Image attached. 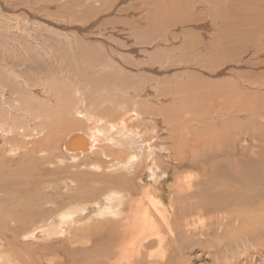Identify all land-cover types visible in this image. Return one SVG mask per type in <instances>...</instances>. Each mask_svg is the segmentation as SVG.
Here are the masks:
<instances>
[{
    "label": "bare ground",
    "instance_id": "bare-ground-1",
    "mask_svg": "<svg viewBox=\"0 0 264 264\" xmlns=\"http://www.w3.org/2000/svg\"><path fill=\"white\" fill-rule=\"evenodd\" d=\"M122 1L114 2V8L118 6L114 14L111 5L84 17L87 5L81 1L68 12L64 6L47 4L70 16L71 23L49 20L52 16L45 13L49 17L42 18L45 25L58 33L73 29L82 39H15L17 55L0 53V154L14 156L21 151L26 156L40 146L39 151H48L49 156L60 146L71 160L89 161L78 175L79 171L61 170L58 179L67 191L70 185L65 181L89 182L85 174L92 183L102 181L86 203L73 200L55 209L54 223L43 219L44 224L18 233L17 211L35 203L28 202L30 183L21 184L19 192L9 197L10 201L19 194L24 198L9 207L7 221L0 207V264H191L200 258L211 264H243L240 255L246 235L237 232L241 220L235 217L242 214L241 207L255 205V211L262 208L264 218V122H260L264 0H170L167 4L158 0L160 16L139 9L143 18L137 19H133L137 13L130 11L133 0L120 5ZM200 6L203 11L206 7L215 27L208 33L195 22L197 15H204L195 13ZM30 15L38 18L36 13ZM106 24H112L110 34ZM112 27H119L115 34ZM203 39L214 40V55L205 52ZM169 45L173 48L166 49ZM174 49L178 57L182 51L189 57L178 58ZM243 72L251 77L243 78ZM171 93L180 99V107L185 106L178 110H183L182 126H173L170 139H163L167 124L176 116L160 104V96ZM210 114L212 124L223 127V139L207 120ZM226 143L234 154L228 164L218 158ZM170 164L175 172H198L188 181L176 178L173 190L165 172ZM172 191L167 202L171 215L163 194ZM179 208L188 215L174 214ZM187 210L225 215L210 218L206 222L210 229L203 233L196 232L195 223L205 220ZM223 226L225 231L219 229ZM27 246L45 248L28 252Z\"/></svg>",
    "mask_w": 264,
    "mask_h": 264
},
{
    "label": "rangeland",
    "instance_id": "rangeland-1",
    "mask_svg": "<svg viewBox=\"0 0 264 264\" xmlns=\"http://www.w3.org/2000/svg\"><path fill=\"white\" fill-rule=\"evenodd\" d=\"M28 1L29 0H0V4L2 5L0 11L4 12V13L0 12V42H3V46H2V43L0 44V53H2L4 55H6V54L10 55V56L17 55L16 52L19 51L20 49L18 47H15L16 46V44H15L16 42H14L15 39H18V40L21 39V41H26L27 39H32V41H34V42L38 41V40L51 41V40H55V39H65L66 41L67 40L68 41H73V39H82V38L79 37L78 33L76 31H74L73 29L69 28L68 32L58 33V31H55L54 29H50L47 25H45V22L42 21V18H46L47 19L50 16H52L54 18L52 19V17H50L51 19L49 18V20H55L56 22H61V23H64V24L71 23V22H69V19H68L70 16H68V15H67L68 17L66 15L62 16L60 13L59 14L57 13V11L55 10V7L54 8L52 6L49 7L48 5H55V6L59 5L61 7L64 6L66 8V9H64V11L68 12L67 9H70L71 7H74L76 5V4L74 5V3L76 1H77L76 3H80V1H81V4L83 6L87 5L84 8L85 10L83 9V13H84L82 15L83 17L86 14L87 15L91 14L93 11H95L96 8L97 9H99V8L105 9V8H110L111 5H112V8L110 10L113 9V14L115 13L116 8H118V6L116 8H114V4H115L114 2L116 0H95V2H94V0H87V1L86 0H74V1L73 0H70V1L69 0H47V1L46 0H30L29 2ZM118 1H120V0H118ZM128 1L131 2V0H123L120 3V5H124L126 3L129 4ZM157 1L158 0H152V1L151 0H133L132 1L133 4L132 3H131L132 5L130 4V7L132 8L130 11H135L137 13L136 18L133 17V19H137L138 17H140V18L142 17L143 18L142 15L138 16V12L137 11L139 9L140 10H146L148 13H150L151 16H156L157 17V14H158V16H160V8H158L159 7L158 5L161 2L159 3V1H158V3H157ZM161 1H164L165 4L170 2V0H161ZM26 2L30 3V4H27ZM96 2L98 4H96ZM41 3H43V4L41 5ZM66 3L69 4V7H68V5L66 6ZM153 3H154V5L150 6ZM3 4H5V5H3ZM108 4H109V6H108ZM29 5H30V7H29ZM145 5H148V7L145 6ZM3 6L6 7V8L10 7L9 9H11V10H9V12L6 11V10L4 11ZM154 6H156V7H154ZM43 7H45V8L43 9ZM152 7H153V9H152ZM27 8H28L29 11L27 10ZM30 8H33V9L31 10ZM157 8H158L159 11L157 10ZM204 8H205L204 11H203V7L202 6L196 8V10L194 9L195 13L200 12V11H202L204 13V15H202V17H199L197 15V17L195 18V20H196L195 22H197V21L200 22L203 25L201 27H203L204 32L206 31L205 33H208L209 30H213L212 28H215V27L211 24V22L209 20V17L206 14V7H204ZM20 9H22V10H20ZM48 10H50V11L48 12ZM51 10H53V12L55 14H52ZM27 12H28V14H27ZM32 13H36L38 18L35 17V16L30 15ZM45 13L49 14L48 15L49 17L45 16L46 15ZM4 16H5V18H4ZM32 17H34L35 19L32 18ZM62 18H63V20H62ZM32 20H33V22H32ZM26 21H27V23H26ZM135 23H137V21ZM210 24L212 25V27L210 26ZM107 25H108V27H105V28L107 29V32H109V34H110L112 32L110 25H112V24H106V26ZM43 26H44V28H42ZM77 28L80 29V30H84L85 29V28H80V27H77ZM112 29H114L113 33L115 34V32L118 31L119 27L118 28L112 27ZM90 30H92V29H90ZM198 30H200V28H198ZM14 32L16 34H18V37L16 36L17 38H15L16 34L14 35ZM84 32H87V30L85 29ZM11 34H13V35H11ZM108 36H113V35H108ZM105 37H107V35H105ZM11 40H12V42H14L13 43L14 45L11 44L12 43ZM216 40H218V39H216ZM164 41L165 40H160L161 43H164ZM213 41H212V39H203L202 40V43L204 44L203 46H207L206 49H205V52L211 53V51L217 50L216 48L212 47ZM218 41L220 43L221 40L219 39ZM17 48H18V50H17ZM169 48L170 49L173 48V45H169L166 49H169ZM154 49H156V48H154ZM159 49H160V47H158L156 50H158V52L160 53ZM172 51L173 52L174 51L178 52V53L175 54L176 56L179 54V51L177 49H174ZM12 52H15V53H12ZM182 52L184 53L185 51H182ZM182 52H180V54ZM183 53L180 55V57H178L179 55L177 57L182 59L183 56H184ZM201 54H203V50H202ZM211 54L214 55L213 53H211ZM165 56H167V54H165V53L161 55L160 64L163 62V65H164V57ZM184 57H189V56L186 55ZM168 59L175 60V58H168ZM242 76H243V78H247V77H251V74L243 72ZM160 92H161V90H160ZM260 92H261L262 95H264V89H261ZM161 94L162 93H160V95ZM173 95H174V93L172 94V96H165V95L160 96L162 98V99L160 98V101H161L160 104L164 105V108H168L169 111H172V112L174 111L172 113L173 118L175 116H176V118L179 117L178 120L176 118L175 119L171 118V120L173 119V122H171L173 124H171V123L167 124L168 128H166V130L168 132H166L165 134L161 135V138L163 137V139H167V138L170 139V136H171L170 132L175 127H177L179 125L182 126V118L180 120V117H181L180 114H182L183 110H182V112L181 111L179 112L178 110H181L182 107H185V106H181L180 107V105H179L180 103L178 102L180 99L176 98L175 95H174V98H173ZM163 97L164 98L167 97V98L163 99ZM172 98L175 99L174 100L175 103L173 101H171ZM167 99H168V102H167ZM169 102L173 103L175 108L173 107L172 109H170L172 106H170ZM168 104H169V106H168ZM176 106H177V108H176ZM178 106L180 107V109H179ZM176 110H177V113H178L179 116H177V113H175ZM184 110L188 111V109H184ZM261 115H263V117L261 116L263 119H261L260 122L263 123L264 122V108H262V114ZM210 116H211V114H210ZM210 116L207 115V120H209L210 124H212L211 121L214 118L212 116H211L212 117L211 118ZM176 120H177V122H175ZM172 127H173V129H171ZM211 127H214V129L216 128L217 131H218V135L217 136L220 135V139H223V136H224L223 127H221V129H220L219 124L216 125V126L212 124ZM262 130H264V128ZM171 140H172V143H173L174 142L173 138H171ZM0 144H2V143H0ZM227 145H228L227 143L225 144V146L222 145V149L224 150L222 152L223 156L220 157V154H219L218 158L219 159L220 158L226 159L227 160V164H228L230 161H232V158H233L234 154L231 153V151H232L231 145L230 144H229L230 146L229 145L227 146ZM2 148H6L5 145ZM39 149H40V146H38L36 148V151L33 154H29V155H26V156H24L21 151L16 152V154L14 156L9 154L8 152L6 154H0V183L3 184V185H1L2 188L4 187L3 190L1 189V191H0V207L4 208V215L6 217V221L8 220L7 219V217L9 216L8 214L11 212L9 207L11 205L15 204L16 201H19L18 200L19 198H22L21 200H23V198H24L23 196L21 197V195L19 194L18 196L15 197L16 199L10 201L9 195L16 194L15 192H19L18 188L20 189L23 185H25V183H30V185H31V187L29 189V192H30L29 198H30V200H28V202H35L36 203V204L35 203L31 204L32 206L30 205L27 208V210H25V211H23L22 209L17 211V214L19 213L18 214L19 216H17V217H19V219L17 218L18 221L16 220L18 223L15 221V223H17V224L14 223L15 226H16L14 228H16L18 233L22 232V230L34 227L35 224L36 225L37 224H44L43 223L44 222L43 219L44 220L50 219L49 222L47 221V224L48 223H54L55 218H56L54 215H56L55 213H56V211L58 209H60L67 202H68V204L72 203L73 200H78V201H81L82 203H86L85 200H88V197L93 192V189L96 187V185L98 184L97 187H100L99 185H101L100 183L102 182V181H96L97 184H95V182L92 183V180H93L92 177H90L89 174H85L84 175L85 176L84 179H86V181H89V182L83 183L82 180H79L78 178L75 181L72 182L74 184L69 182V180L65 181L66 183H69V185H70L69 188H68V191H67V189L63 185L64 182H62L60 179H58V177H62L61 170L62 169H64L65 171L67 170V174L70 173V172L73 173L74 171L75 172L79 171L77 173V175H78V174L81 173L80 170H81L82 166H84V163L88 164L89 161L88 160L85 161V159H82V157L81 158L79 157L75 161L71 160L70 157L62 151L60 146L56 150H51L50 153L51 152L52 153L49 154V156L47 155L48 151L45 152L43 150V152H42V151H39ZM212 149H214L213 146H212ZM42 153H44V154H42ZM53 153H55V154H53ZM226 155H228V156H226ZM45 156L46 157L48 156L49 159L46 162L43 163V162H41L42 161L41 159H43V157H45ZM212 158H210V159H212ZM242 158H246L247 159V156L242 157ZM215 160H218V159L215 158L214 161ZM74 164H80L79 168H73L72 165H74ZM170 165H172V166H170ZM170 165H166V167H165L166 170L165 169L164 170H165V172L167 173V176H168L167 177V179H168L167 183H170V186L173 188V190H174V187L176 186V181H175L176 178L188 181L189 179L194 178V176H196V174L198 172L196 170H189V172H188V170L187 171L185 170V171H182V172H179L178 170H176V172H175L174 171V165L173 164H170ZM65 166H66V168H64ZM167 168L170 169V170H168ZM172 168H173L172 171L174 173L170 172ZM227 168H228V166L226 167V169ZM208 169H210V168H208ZM212 169L213 168H211V171L214 170V169L213 170ZM92 173H93V171H92ZM170 174H172V176ZM174 174H175V176H174ZM180 174H181V176H180ZM48 175H51V177L48 176ZM15 176H16V178H15ZM187 176H188V179H187ZM39 177L41 179H38ZM42 177H43V179H42ZM11 178H15V179L11 180ZM144 179H145V177H143V180ZM54 180H56V181H54ZM21 184H23V185L21 186ZM79 184H82V185L79 186ZM143 184H147L146 180L143 181ZM12 186H14V188L16 187L17 191H14ZM68 192H70V194ZM172 193H174V191L166 192L165 194H163V204H164V206H168V210L170 212H168L167 214L171 213V215H172V212L169 209V203L167 204V202H168V198L171 196ZM49 200L50 201H54L55 200V201H57V204L49 203ZM78 201H74V202H78ZM211 201H213V200H211ZM211 201H210V203H211ZM248 206H249L248 208H246L247 206L241 207L240 208L241 209L240 213H242V214H240L241 216L237 215L235 217L236 219H238V221L241 220V221H239L240 222L239 224H241L240 225L241 227H239L237 232H244L245 235H246L243 238V245H242V248H241L240 261L243 264H247V263L248 264H264V249H263L264 248V246H263L264 245V220H263L264 218H263L262 208H261V210L255 211L256 210L255 209V207H256L255 205L253 207H252V205H248ZM55 209H57V210H55ZM244 210L247 211V212H245ZM181 211H182L181 208H179L178 212H177V210L175 212L174 211L173 212H174V214L176 213V215L179 214L180 216L181 215H188L186 211L185 212H181ZM187 211H188L189 214H191V216L192 215L199 216L201 221H202V219L205 220L204 223L203 222L195 223L196 232H200L201 231L203 233L204 232L206 233V231H208V229H210L208 227V224H207L210 218H214V217L216 218V217H220V216H224L225 215L223 212L222 213L224 215L221 214V213H216V214L215 213H213V214L212 213L211 214L205 213L204 215H202L203 213L202 214L201 213L196 214V213H192L191 211L189 212V210H187ZM248 211H250V213ZM20 214H21V216H20ZM218 214H220V215H218ZM249 214H251L253 216H250ZM245 215L247 216V218L249 220L246 218ZM48 217H50V218H48ZM216 227L217 226H213V228H216ZM229 228L231 230L230 226H229ZM219 229L220 230L222 229L224 231L226 230V228L224 226L222 228L219 227ZM249 231H252V232H249ZM6 237H8V236H6ZM259 244H261L262 246L259 245ZM257 245L260 246V247H258ZM42 248H45V247H40V248H37V247L34 248L33 246L25 247V249L28 252H31L33 250L34 251L36 250V252H37V250H42ZM196 251L198 252V250H196ZM196 251H194V252H196ZM258 256H260V257H258ZM191 264H211V262L208 261L206 258H200V260L193 261V262H191Z\"/></svg>",
    "mask_w": 264,
    "mask_h": 264
}]
</instances>
